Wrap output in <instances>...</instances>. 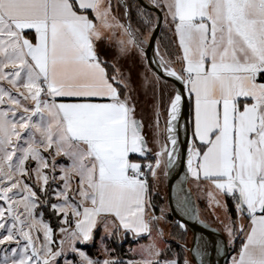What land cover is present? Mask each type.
<instances>
[{
    "label": "snow or ice",
    "instance_id": "obj_1",
    "mask_svg": "<svg viewBox=\"0 0 264 264\" xmlns=\"http://www.w3.org/2000/svg\"><path fill=\"white\" fill-rule=\"evenodd\" d=\"M221 260L264 264V0H0V264Z\"/></svg>",
    "mask_w": 264,
    "mask_h": 264
},
{
    "label": "rangeland",
    "instance_id": "obj_2",
    "mask_svg": "<svg viewBox=\"0 0 264 264\" xmlns=\"http://www.w3.org/2000/svg\"><path fill=\"white\" fill-rule=\"evenodd\" d=\"M141 108L144 109V111L146 113H150L151 112V106H150V99H144L142 97L141 99ZM200 207H201V213H202V216L204 218H207L208 217V213L206 211H204V204L202 202H200ZM191 237V233L189 232V238ZM127 245H125V249H126Z\"/></svg>",
    "mask_w": 264,
    "mask_h": 264
},
{
    "label": "water",
    "instance_id": "obj_3",
    "mask_svg": "<svg viewBox=\"0 0 264 264\" xmlns=\"http://www.w3.org/2000/svg\"><path fill=\"white\" fill-rule=\"evenodd\" d=\"M173 183H175V180H173ZM177 218H179V217H177ZM189 226H190V229H191V231H190L191 235H192L193 232H201V231H205L206 232L207 231L206 229H203V227L199 223H196L194 221H189ZM220 264H224V261L221 260Z\"/></svg>",
    "mask_w": 264,
    "mask_h": 264
},
{
    "label": "trees",
    "instance_id": "obj_4",
    "mask_svg": "<svg viewBox=\"0 0 264 264\" xmlns=\"http://www.w3.org/2000/svg\"><path fill=\"white\" fill-rule=\"evenodd\" d=\"M198 203H200V202H198Z\"/></svg>",
    "mask_w": 264,
    "mask_h": 264
}]
</instances>
